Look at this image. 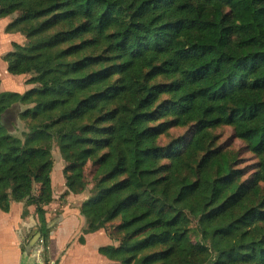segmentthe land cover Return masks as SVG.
<instances>
[{
  "label": "trees",
  "instance_id": "trees-1",
  "mask_svg": "<svg viewBox=\"0 0 264 264\" xmlns=\"http://www.w3.org/2000/svg\"><path fill=\"white\" fill-rule=\"evenodd\" d=\"M9 16L29 87L0 91L1 210L36 205L47 253L58 144L61 197L89 193L79 240L104 229L110 264H264V0H0ZM17 102L21 137L2 123Z\"/></svg>",
  "mask_w": 264,
  "mask_h": 264
},
{
  "label": "crops",
  "instance_id": "crops-1",
  "mask_svg": "<svg viewBox=\"0 0 264 264\" xmlns=\"http://www.w3.org/2000/svg\"><path fill=\"white\" fill-rule=\"evenodd\" d=\"M12 17L0 19V91H14L20 89L23 93L29 87L24 75H14L8 71L4 56L13 49L14 43L23 44L25 36L19 32H7L6 27ZM21 76V77H20ZM53 200L43 205L46 210V220L51 228L48 251H45V242L41 239V222L36 212V205H27L25 202H13L11 210L4 212L0 208V264H110L113 261L100 253V247L116 244L104 229L84 235V242L80 236L86 225V219L80 212L83 196L70 194L64 201L58 198L55 189L60 192L66 189L65 183L60 188L54 186L52 173ZM57 198V199H56ZM85 200V199H83ZM82 200V201H83ZM75 201L77 204H75ZM55 207V212L53 209ZM60 207V208H57ZM40 235V237L38 236ZM39 237V238H38ZM49 262H45V258Z\"/></svg>",
  "mask_w": 264,
  "mask_h": 264
},
{
  "label": "rangeland",
  "instance_id": "rangeland-1",
  "mask_svg": "<svg viewBox=\"0 0 264 264\" xmlns=\"http://www.w3.org/2000/svg\"><path fill=\"white\" fill-rule=\"evenodd\" d=\"M11 17H13V16H11ZM26 42H27V39L25 38V42L23 44H25ZM28 77H29L28 75H24V78L26 80L28 79ZM13 90L21 92V91H19L20 89H18V88H15ZM17 105H19L18 110H15L14 108L11 110V108H10L9 110H7L3 114L2 123L8 128L9 132H11L12 134H14L16 136L21 137L23 135V132L25 130H27V125H26V122L19 117V113L24 111L28 107L32 106V104L31 105H24V104L21 105L20 102H17ZM185 132H186L185 128H174L171 130V136L179 137V136L183 135ZM216 133L219 134V143H221L223 146H225L228 150L238 153L239 159L241 161L240 165L242 167L247 166V165L249 167H253L255 165V163L259 160L258 157H256L251 151L248 150V148L246 147V143L235 135L232 127H230V126L220 127L219 129L216 130ZM169 139H170L169 136L165 137L164 142L167 143L169 141ZM52 155H53V165L54 166H53L51 175L53 173L54 177H55L54 186L60 188L61 184L65 183V174L63 171L64 166H65V161L61 155L58 144L54 145L53 150H52ZM89 169H90V167H89ZM88 173H89V171H88ZM51 186H52V180H51ZM41 188H42L41 182L37 181L35 184V192L36 193L40 192ZM66 189H67V187H66ZM66 189L62 190V188H60L59 189L60 192H58V190L55 189L56 195H59L58 198H60V200H62V201L67 199L66 198L67 196L63 197V198L61 197L63 195V193L66 191ZM53 194H54V191H53V187H52V199H51V201L54 199ZM70 194H74V193H69V195ZM87 196H89V193H87V192L81 193L79 196V199H80V197H82L83 199H86ZM82 200H80L78 203L80 204V202L84 201V200L83 201ZM51 201L49 202V200H48L47 205H49L51 203ZM75 204H77L76 201H75ZM49 207H50L49 209H52L51 205H49ZM57 208H60V207L57 206ZM53 213H56L55 207L53 209Z\"/></svg>",
  "mask_w": 264,
  "mask_h": 264
},
{
  "label": "water",
  "instance_id": "water-1",
  "mask_svg": "<svg viewBox=\"0 0 264 264\" xmlns=\"http://www.w3.org/2000/svg\"><path fill=\"white\" fill-rule=\"evenodd\" d=\"M10 108H11V110H12L13 108H14L15 110H18V109H19V105H17V103H15V104H14L12 107H10ZM10 108H9V109H10ZM9 109H7V110H9ZM7 110H6V111H7ZM38 236L40 237V235H38ZM39 237H38V238H39Z\"/></svg>",
  "mask_w": 264,
  "mask_h": 264
}]
</instances>
